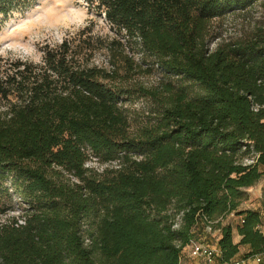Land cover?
Here are the masks:
<instances>
[{
  "label": "trees",
  "instance_id": "1",
  "mask_svg": "<svg viewBox=\"0 0 264 264\" xmlns=\"http://www.w3.org/2000/svg\"><path fill=\"white\" fill-rule=\"evenodd\" d=\"M81 1L177 82L138 90L135 123L130 87L68 40L0 66V216L22 213L0 264H180L209 224L218 264L264 252V216L241 209L264 179V27L211 48L214 22L264 0ZM33 2L0 0V31Z\"/></svg>",
  "mask_w": 264,
  "mask_h": 264
},
{
  "label": "rangeland",
  "instance_id": "2",
  "mask_svg": "<svg viewBox=\"0 0 264 264\" xmlns=\"http://www.w3.org/2000/svg\"><path fill=\"white\" fill-rule=\"evenodd\" d=\"M257 27H264V4H257L247 11L214 22L211 48L221 43L242 42L252 36ZM65 40L70 41L72 50L81 62L90 68L117 72L123 84L130 87L134 93L132 103L127 108L134 113L135 123L146 120L152 109L151 102L142 98L138 90L149 89L168 80L177 82L176 79L168 78L154 60L138 56L132 45L109 28L104 16L89 9L81 0H34L29 9L13 14L0 31V66L17 59L39 64L45 46L60 45ZM189 88L197 91L193 86ZM96 168L102 171V167L96 165ZM246 194L247 200L241 209L264 212V181L246 190ZM11 206L13 212L0 216V225L22 214L19 199L13 198ZM239 222L240 219L231 216L223 223L232 225L234 243L239 240L236 231ZM204 239L208 246H214L217 240L216 236L209 235ZM246 252V248H241L236 259ZM180 264L204 262L192 258L186 247Z\"/></svg>",
  "mask_w": 264,
  "mask_h": 264
},
{
  "label": "built area",
  "instance_id": "3",
  "mask_svg": "<svg viewBox=\"0 0 264 264\" xmlns=\"http://www.w3.org/2000/svg\"><path fill=\"white\" fill-rule=\"evenodd\" d=\"M234 217V215H232ZM206 232L210 236H216L218 240L220 238V230L214 231L209 224L206 227ZM262 234H264V227L261 228ZM190 251V256L195 259H200L204 262V264H218V257L220 255V251L216 245L208 246L203 242L191 240L189 245L187 246ZM264 264V252L254 255L250 258L244 259H236L227 264Z\"/></svg>",
  "mask_w": 264,
  "mask_h": 264
},
{
  "label": "crops",
  "instance_id": "4",
  "mask_svg": "<svg viewBox=\"0 0 264 264\" xmlns=\"http://www.w3.org/2000/svg\"><path fill=\"white\" fill-rule=\"evenodd\" d=\"M262 181H264V179H262L260 182H262ZM260 182H259V183H260ZM255 211L261 213L262 216H264V212H262V211H260V210H255ZM239 239H240V238H239ZM238 242H239V240H238ZM238 242H237V243H238ZM240 258H243V256L239 257V259H240ZM248 264H249V263H248Z\"/></svg>",
  "mask_w": 264,
  "mask_h": 264
}]
</instances>
